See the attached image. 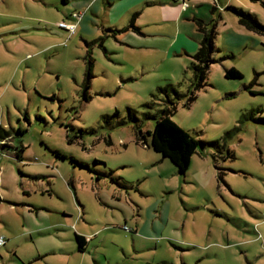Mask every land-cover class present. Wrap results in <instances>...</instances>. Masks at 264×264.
<instances>
[{
	"label": "rangeland",
	"instance_id": "374dc122",
	"mask_svg": "<svg viewBox=\"0 0 264 264\" xmlns=\"http://www.w3.org/2000/svg\"><path fill=\"white\" fill-rule=\"evenodd\" d=\"M74 1L0 0V264H264V32L233 10L264 24V1L185 0L178 17L138 3L109 30L103 9L86 33L67 18ZM192 12L216 24L217 50L190 102ZM168 84L172 119L226 146L200 145L185 174L138 131L154 129Z\"/></svg>",
	"mask_w": 264,
	"mask_h": 264
},
{
	"label": "trees",
	"instance_id": "16d2710c",
	"mask_svg": "<svg viewBox=\"0 0 264 264\" xmlns=\"http://www.w3.org/2000/svg\"><path fill=\"white\" fill-rule=\"evenodd\" d=\"M178 2L177 0H174ZM253 1H264V0H253ZM235 12L240 17V22L245 25L250 30L264 32V24H262L257 16L249 11H245L242 8H233ZM193 20L197 24L198 30L202 33V39L199 43L197 52L194 54L195 61L192 62L191 68L194 70V91H192L190 96V102L195 100L197 97V91L201 89L207 78L210 70L211 63L215 61L213 54L217 50L216 37L217 29L216 24L213 21H207L206 19L195 16ZM112 29V28H105ZM102 38H97L91 41V43H97ZM90 43V42H88ZM93 67L94 59L88 52V63L85 72V78L83 84L86 88L91 86V80L93 77ZM159 91L166 94V98L162 99L164 102V107L159 109L158 115L156 116V125L153 130L147 132V136H144L140 128L138 131L140 135L142 134L143 144L145 143L149 148L160 153L164 158L170 159L173 164L177 167L181 174H185L190 166L192 156L197 152L199 146L205 147L210 145L218 150H225L226 146L222 139L214 141H201L194 137L188 130L181 127L172 119V115L177 110V102L172 97H170L169 91L174 92L175 98H179L181 93L172 86L168 84L164 87H159ZM153 97L157 98L158 94H153ZM156 102H148L147 106L152 107ZM136 110L129 108V113L133 117H136ZM126 122V121H124ZM0 128V140L9 136V133L4 132ZM22 158L21 155L18 154ZM218 155H215L217 158ZM234 156L231 150L227 151L226 157ZM215 158V159H216ZM219 169L220 178L223 177L224 172L222 168L217 166ZM34 178H40V176H34ZM76 239L79 244L81 251L85 250L87 240L86 238L76 233Z\"/></svg>",
	"mask_w": 264,
	"mask_h": 264
},
{
	"label": "crops",
	"instance_id": "0c3cea01",
	"mask_svg": "<svg viewBox=\"0 0 264 264\" xmlns=\"http://www.w3.org/2000/svg\"><path fill=\"white\" fill-rule=\"evenodd\" d=\"M69 1L70 0H66L67 3ZM124 1H126V4L124 3ZM124 1L123 0H75L74 1L75 9L74 11L67 13V18L77 21L76 19L72 18V13L81 12L82 18L78 21L80 22L78 28H80L82 31L86 33L87 31L90 30L88 26H86V22L89 19V14L90 13L101 14L103 12V9H104V13L107 18L104 19V22H103L104 25L102 26L104 27L105 24H107V26H110V28H113L112 27L113 24H115L114 27L119 25L118 23H116V19H114L115 17H118V18L123 17L126 12L130 13L131 11L135 10L134 8H136L135 6L138 5V3H142L144 6L162 5L168 9H175L177 10L176 12L177 17L181 13L184 14L183 10L180 8L181 3L176 2L174 0H124ZM195 16H196V13L192 12V16L187 17V19L193 20ZM65 31L68 33L69 36H71L67 30ZM75 33H77V30ZM81 36L83 40L88 42L87 38L89 37L87 35L83 34Z\"/></svg>",
	"mask_w": 264,
	"mask_h": 264
},
{
	"label": "built area",
	"instance_id": "2783aa9c",
	"mask_svg": "<svg viewBox=\"0 0 264 264\" xmlns=\"http://www.w3.org/2000/svg\"><path fill=\"white\" fill-rule=\"evenodd\" d=\"M179 3L184 5L185 7L187 6L185 0H177ZM72 18L76 19L77 22L82 18V13L81 12H73L72 13ZM77 22H67L65 20H62L58 23V27L63 28L69 32L70 35H73L76 30H77ZM125 228H127L125 226ZM5 240L4 238H0V246L4 244Z\"/></svg>",
	"mask_w": 264,
	"mask_h": 264
}]
</instances>
